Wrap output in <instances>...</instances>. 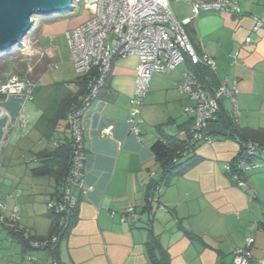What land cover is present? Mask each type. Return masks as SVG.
I'll list each match as a JSON object with an SVG mask.
<instances>
[{"label": "crops", "instance_id": "1", "mask_svg": "<svg viewBox=\"0 0 264 264\" xmlns=\"http://www.w3.org/2000/svg\"><path fill=\"white\" fill-rule=\"evenodd\" d=\"M170 7L179 21L190 20L185 29L193 46L198 53L215 59L216 70L194 67L186 59L175 70L155 74L136 133L129 119L134 110L130 102L139 60L135 56L114 59L104 88L82 117L86 193L75 191L77 217L56 246L57 258L46 249L25 248L9 233V228L20 226L25 237L31 238L19 216V195L38 194L36 190L42 186L38 180L47 176L35 177L30 169L27 191L10 192L8 201L6 195L0 196V204L7 205L6 217L14 208L19 209L15 224L0 223L2 229L7 228L6 242L0 244V264H47L51 260V264H152L151 235L167 253L169 264H232L233 251L244 248L245 239L252 236L249 264H264V155L260 157L262 168L247 174L246 186L239 188L224 170L225 164L238 156L239 134L228 136L221 119L218 124L223 129L213 134L214 142L195 148L192 155L199 163L182 175H173L167 184L151 149L155 142L167 138L182 142L190 138L193 115L185 109L193 108L195 102L180 90L187 72L203 78L210 93L221 83L227 82L232 89L237 82L241 116L235 127L240 132L264 130V0H228L227 10L196 18L189 4L171 2ZM259 22L262 26L257 28ZM63 29L53 21L43 35L49 44L54 43L53 34ZM69 31L65 27L64 32ZM38 43L37 50L46 57L38 60L41 68L36 69V89L46 72L55 69L62 74L54 81L48 78L47 83H62L67 96L80 100L84 92L72 60L62 62L58 48L47 47L42 40ZM32 100L25 95L0 97V160L10 154L15 162L18 155L14 149L28 137L26 130L37 131L39 110L30 107ZM230 109L227 101L221 102V112L232 118ZM107 130L110 134L104 135ZM161 182L158 201H151L155 186ZM57 188L55 184L51 198ZM129 207L139 216L135 223L131 217L121 220Z\"/></svg>", "mask_w": 264, "mask_h": 264}, {"label": "built area", "instance_id": "2", "mask_svg": "<svg viewBox=\"0 0 264 264\" xmlns=\"http://www.w3.org/2000/svg\"><path fill=\"white\" fill-rule=\"evenodd\" d=\"M77 2H85L92 9V13L89 19L67 32L66 36L75 72L87 81V93L83 98V107L73 109L69 117L72 162L64 187L56 197L47 202L48 211L55 215L68 213L77 207L75 191L86 193L82 117L104 88L114 59L135 56L139 60L135 90L130 102L134 110L129 119L132 129L139 133L141 110L150 93L151 81L155 74L175 70L184 64L186 59L194 66L211 71L217 68L215 59L204 52L196 51L185 29L190 20L179 21L170 7L171 2L191 5L195 18L204 13L222 12L228 8V0H74L73 7ZM236 12L240 13L239 8ZM261 26L262 23L259 22L257 28ZM236 85L237 82L231 89L227 82H224L210 93L194 72L184 74L180 90L195 102L193 108L185 109L187 114L193 115V127L183 150L184 157L191 156L199 144L211 145L214 142L210 125L220 122L222 101L229 103L232 119L238 125L241 112L238 108ZM36 88L37 83L34 80L10 75L0 83V96L25 95L32 100ZM103 134L109 135L110 132L107 130ZM236 139L239 144L238 156L233 162L225 164L224 170L237 187L244 188L247 174L262 168L260 157L264 155V148L254 141L241 137ZM159 192L158 187L150 200L158 201ZM6 210L7 205L0 204V223L7 221L15 224L19 209L14 208L9 217L5 216ZM127 217H131L134 223L139 220L134 207H129L124 212L122 222H125ZM22 229L16 226V230ZM54 243H57V238L51 241L34 240L31 241L30 247L43 250ZM253 244L254 238L248 236L245 239V247L233 251L232 264H249Z\"/></svg>", "mask_w": 264, "mask_h": 264}, {"label": "rangeland", "instance_id": "3", "mask_svg": "<svg viewBox=\"0 0 264 264\" xmlns=\"http://www.w3.org/2000/svg\"><path fill=\"white\" fill-rule=\"evenodd\" d=\"M75 9L72 12H65L63 14H54L50 17L45 16H37L35 17V25L27 35V37L23 41V46L18 47L15 46L9 53H0V65L3 62L7 63V72L0 74V83L5 81L10 74H15V71L18 70L17 75L23 79H38V73L36 72L37 68H41L38 62L39 59L45 60L44 55L39 52L38 41L44 43L47 47L58 48L59 57L61 61H65L69 59L72 60L71 51L68 44V39L66 36V32H64L65 27L69 28V30H73L76 26L85 22L90 18L92 9L88 7L85 2L76 3ZM59 23L62 27L64 26L63 32L55 33L54 43H48V39L43 35L44 28L50 22ZM38 40V41H37ZM50 45V46H49ZM59 61V60H58ZM43 62V61H42ZM54 64L56 63L53 62ZM44 64V63H43ZM46 65V64H45ZM45 65H43L45 67ZM30 67L33 69L30 71ZM43 67V68H44ZM28 69V70H27ZM62 74L61 71L48 70L46 72L47 77H45L44 81L40 84L39 88L35 90L33 97L34 99L29 102L32 109H37L38 119L36 124L41 118L42 112L46 113V119L43 122H40L36 127L35 133H30V128L26 130L28 133V137L22 143L21 146L17 147L14 150H17L18 159L13 162L12 155L8 154L6 159L4 157L0 160V196L6 195L5 200H9L7 195L10 192L15 191H27L29 182L32 177H30V169L35 168L38 163L37 161H33L34 155L39 154L44 149H48L49 151L54 150V142H62L65 136V120L61 119L60 123L57 127L56 132L49 140L46 136L42 135V131H46V125L48 124V118L51 119V115L58 110L57 105L54 101V88L53 85H49L48 78L50 81H54L55 79H59V76ZM29 120V118H27ZM36 126V125H35ZM32 130V129H31ZM50 141V142H49ZM42 184L41 188H37L36 195L32 196V193L25 192L24 194H20L21 204L17 207L20 208V217L23 218L24 227L26 228V235L31 238L45 236L49 237L50 230L52 228L54 217L50 215L47 209V202L51 199L49 196L52 193V190L56 184V181L53 177L47 176L45 178H41L38 180ZM51 190V191H50ZM50 197V198H49ZM15 198H19L16 196ZM26 204V205H24ZM22 222V223H23ZM26 222H28L26 224ZM2 229L0 227V244H4L6 242L5 236L7 235V228L3 226ZM32 253L37 254L38 252L32 251ZM21 259V258H20ZM34 261V260H33ZM52 260L50 263L51 264ZM26 264H31L28 261ZM41 264V263H35Z\"/></svg>", "mask_w": 264, "mask_h": 264}, {"label": "trees", "instance_id": "4", "mask_svg": "<svg viewBox=\"0 0 264 264\" xmlns=\"http://www.w3.org/2000/svg\"><path fill=\"white\" fill-rule=\"evenodd\" d=\"M4 55V53H3ZM2 56V55H0ZM194 66V65H193ZM197 68L203 69V67L200 66H194ZM7 63L3 62L0 65V74L7 72ZM206 69V68H204ZM209 70V69H208ZM211 71V70H210ZM18 70L15 71V74L10 75H17ZM19 76V75H17ZM203 79V78H202ZM201 80L202 84L204 80ZM78 84H80L82 88V93L84 92L83 96L79 100L78 97H70L66 95V92L64 90L62 83L54 84L52 87L54 88V101L59 107L52 115L51 119L48 118V124L46 125V131H42V135L46 136L49 140H51V137L54 135V133L57 130V127L60 123L61 119H64L66 134L63 138L62 142L55 141L54 142V150L53 151H42L39 154L35 155V158L37 162L44 161L42 165H39L35 168L31 169V173L35 177H45L50 176L53 177L56 181V184L58 186L57 191L53 195V197H56L61 189L64 187L65 180L68 176V171L72 162V140H71V130H70V114L73 109H80L83 107V98L85 97L87 93V81L85 78L78 76L77 78ZM3 97V96H0ZM79 100V101H78ZM46 113L43 112L40 122H43L46 119ZM220 119L222 123L224 124V132L229 131L228 136L235 137V135L239 134V137L257 142L262 148H264V130H257V131H242L240 132L238 130V127H235L236 124L233 123V119L221 112ZM37 124V126H38ZM235 124V125H234ZM168 140H160L153 144L152 146V152L155 155L157 163L160 164V167L163 171V181L166 179V184L168 183V179L172 177L173 175H182L195 167L200 159H198L195 155H191L188 157H184L183 150L185 148L186 142L179 141L174 138H167ZM50 142V141H49ZM162 186L161 183H157L155 186L156 188ZM155 192V191H154ZM52 197V198H53ZM77 207H75L73 210H71L68 213H64L62 215H55L50 213L51 216H53L54 222L52 225V228L50 230V235L47 238L44 239H38V238H27L24 235V231L16 230V227H11L10 234L17 237L19 241L24 245L25 248H30V243L33 240L37 241H44L49 240L51 241L53 238H57V243L49 245L46 250L51 251L52 255L57 258V245L61 242V240L65 237L67 234L71 223H73L77 217L76 212ZM6 224V223H5ZM151 241L149 243L150 245V259L152 264H169L168 261V255L165 252V250L160 247V244L156 237L154 235H151ZM158 251V252H157Z\"/></svg>", "mask_w": 264, "mask_h": 264}, {"label": "water", "instance_id": "5", "mask_svg": "<svg viewBox=\"0 0 264 264\" xmlns=\"http://www.w3.org/2000/svg\"><path fill=\"white\" fill-rule=\"evenodd\" d=\"M74 0H0V53H9L35 25V17H50L74 11ZM218 122V119L217 121ZM222 124H211L212 133H221Z\"/></svg>", "mask_w": 264, "mask_h": 264}]
</instances>
